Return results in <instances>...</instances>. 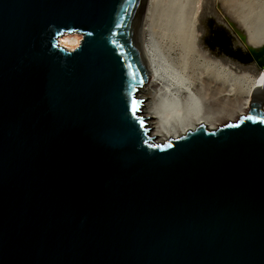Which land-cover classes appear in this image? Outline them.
Wrapping results in <instances>:
<instances>
[{
	"label": "water",
	"instance_id": "obj_1",
	"mask_svg": "<svg viewBox=\"0 0 264 264\" xmlns=\"http://www.w3.org/2000/svg\"><path fill=\"white\" fill-rule=\"evenodd\" d=\"M147 1L0 0V264H264V98L154 143Z\"/></svg>",
	"mask_w": 264,
	"mask_h": 264
},
{
	"label": "bare ground",
	"instance_id": "obj_2",
	"mask_svg": "<svg viewBox=\"0 0 264 264\" xmlns=\"http://www.w3.org/2000/svg\"><path fill=\"white\" fill-rule=\"evenodd\" d=\"M148 1L141 32L149 81L138 97L145 100L143 116L151 120L149 136L154 143L178 139L201 125L210 131L217 130L222 127V120L238 113L237 104L244 96L247 98L240 116L247 114L249 100L264 98V67L254 63L252 72V68L233 63L218 50H211L204 43L203 33L187 26L185 0H170L172 7L169 6L170 14L167 12L165 18L176 45L166 51L158 48L154 41L157 7L155 0ZM253 2L261 11L249 13L242 27L247 37L238 38L248 52L264 46V0ZM222 42L221 38L215 39V44ZM60 44L67 51H74L81 40L66 34Z\"/></svg>",
	"mask_w": 264,
	"mask_h": 264
},
{
	"label": "rangeland",
	"instance_id": "obj_3",
	"mask_svg": "<svg viewBox=\"0 0 264 264\" xmlns=\"http://www.w3.org/2000/svg\"><path fill=\"white\" fill-rule=\"evenodd\" d=\"M173 1L171 2L173 3ZM171 2L170 0H155L158 19L154 25V41L158 48L165 51L176 45L171 40L170 30H168L165 19L170 14ZM185 2L187 6L185 9V13H187L186 24L189 29L196 30L197 33L201 31L204 35V43L211 50H218L231 62L242 65L245 68H252L250 71L254 72L255 69L253 70L254 65L252 64L256 62L251 59V53L245 49L238 38H240L239 35L247 37L246 32L242 28L245 26V20L250 12L261 11V7H257L258 4L253 2V0H185ZM69 35H75L77 39L82 40V36L78 33ZM220 38L223 41L222 44H215V39ZM246 98L247 95L238 102V113L234 114V117L225 118L220 122L222 126L238 121L241 117L239 112L244 111ZM249 108L248 105V111Z\"/></svg>",
	"mask_w": 264,
	"mask_h": 264
},
{
	"label": "snow or ice",
	"instance_id": "obj_4",
	"mask_svg": "<svg viewBox=\"0 0 264 264\" xmlns=\"http://www.w3.org/2000/svg\"><path fill=\"white\" fill-rule=\"evenodd\" d=\"M132 108H133V110H135V108H136V101L135 100H133L132 101ZM251 117H249V119H250Z\"/></svg>",
	"mask_w": 264,
	"mask_h": 264
}]
</instances>
